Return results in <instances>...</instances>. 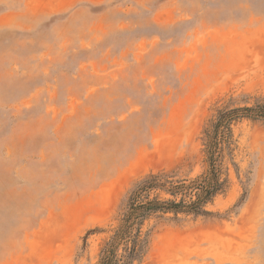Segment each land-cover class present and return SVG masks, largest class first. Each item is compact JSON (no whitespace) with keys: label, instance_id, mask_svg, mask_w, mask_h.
<instances>
[{"label":"rangeland","instance_id":"374dc122","mask_svg":"<svg viewBox=\"0 0 264 264\" xmlns=\"http://www.w3.org/2000/svg\"><path fill=\"white\" fill-rule=\"evenodd\" d=\"M258 101L264 0H0V264H98L135 183ZM231 129L213 214L149 219L140 264H264V121Z\"/></svg>","mask_w":264,"mask_h":264},{"label":"trees","instance_id":"16d2710c","mask_svg":"<svg viewBox=\"0 0 264 264\" xmlns=\"http://www.w3.org/2000/svg\"><path fill=\"white\" fill-rule=\"evenodd\" d=\"M240 118L264 121V102L225 108L206 132L204 152L208 168L198 177L176 179L174 172H151L137 181L128 194L119 224L105 239L98 264H140L147 255L152 228L146 222L173 214L211 215L207 209L215 197L226 191L228 178L222 177V160L230 148L231 123Z\"/></svg>","mask_w":264,"mask_h":264}]
</instances>
